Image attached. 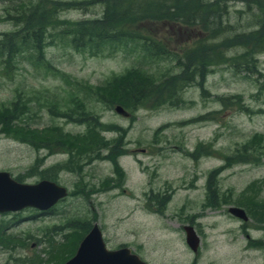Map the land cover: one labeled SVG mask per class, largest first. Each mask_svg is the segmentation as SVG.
Returning a JSON list of instances; mask_svg holds the SVG:
<instances>
[{
  "label": "rangeland",
  "instance_id": "374dc122",
  "mask_svg": "<svg viewBox=\"0 0 264 264\" xmlns=\"http://www.w3.org/2000/svg\"><path fill=\"white\" fill-rule=\"evenodd\" d=\"M61 1L81 5L62 9L58 14L60 19L99 18L104 10V4L96 0ZM221 3L226 4L228 22L236 32L250 36L245 47L239 45L228 54L247 49L255 57L258 70L247 73L237 72L229 65L214 66L205 77L206 92L198 83H193L180 92L182 99L177 106L166 103L155 108L140 107L129 111L126 117L114 111L115 105L108 107L90 95L87 85H99L131 67L154 73L166 68L172 73L178 71L175 60L153 62L136 53L131 45L91 56L76 51L57 30H51L52 36L47 37L43 47V60L35 61L23 54L8 74L0 65V102L7 104L15 93L27 100L28 112L21 116L27 125L38 129L61 127L72 134L85 131V122L67 121L55 112L65 110L70 106V99L79 95L104 125L118 127L103 130L107 139L124 133L125 150L116 158L124 179L112 187L106 183L107 178L116 177L110 160L94 159L81 173L66 171L63 162L68 156L59 148L48 154L43 148L34 149L17 138L0 134V170L29 183L42 179L41 175L50 171L52 180L68 189V196L48 215L33 216L30 209L0 213V227L9 224L4 231L16 239L13 251L0 248V264L10 256L20 259L38 255L47 261L51 256V242L61 240L70 231L63 225L73 219L98 223L108 248L130 245L149 264H187V260L193 259L184 241L183 225H192L200 235L198 264H221L224 260L226 264L262 263L264 259L259 250H244V235L248 233L264 240V224L255 223L246 209L234 201L242 199V192L252 182L257 183L255 195L258 192L259 198H264V158L262 163H237L221 170L215 178L219 205L212 208L206 204L210 172L254 134H261L264 140V90H259L264 81V48L260 49V44L255 42V32L261 27L258 18L264 16V2L260 8L262 15L253 0H222ZM146 23L176 51L203 35L201 27L186 28L176 22ZM14 29L0 2V33ZM233 95H240L252 112L241 110L237 105L223 108L217 100ZM201 115L206 118L195 120ZM198 144H209V150L199 148L194 157L190 153ZM56 165L61 167L58 171ZM163 193L169 194L170 199L164 211L159 212L153 196ZM225 197L230 199L229 203L222 201ZM230 206L242 207L248 220L231 215Z\"/></svg>",
  "mask_w": 264,
  "mask_h": 264
},
{
  "label": "trees",
  "instance_id": "16d2710c",
  "mask_svg": "<svg viewBox=\"0 0 264 264\" xmlns=\"http://www.w3.org/2000/svg\"><path fill=\"white\" fill-rule=\"evenodd\" d=\"M104 4V10L99 18H82L79 20L60 19L58 14L62 9L80 6V2L61 0H0L4 6V13L12 21L15 29L0 33V65L5 74L23 54L33 57L35 61L43 60V47L47 37H51V30L64 37L69 45L78 52H87L91 56L104 54L114 48L133 46L132 49L144 58L153 62L168 59L175 60L177 72H170L168 68L154 73L138 66L131 67L121 74H114L103 83L88 86L90 95L98 102L108 107L123 106L128 112L140 107H158L162 104L177 106L182 99L180 92L193 83H198L203 92L206 75L217 65H229V68L247 73L258 70L255 57L245 49L242 53L229 55L231 49L241 45L246 46L250 36L236 32V28L229 24V14L226 4L222 0H96ZM146 22L168 23L176 22L186 28H200L202 36L196 37L193 43L179 51L172 49L166 40L158 38L151 26ZM261 25V22H260ZM230 32V33H229ZM256 44L264 48V35L261 28L255 32ZM230 35V36H229ZM221 37H225L221 39ZM255 44V45H256ZM112 48V49H111ZM260 91L264 90V81L260 84ZM223 108L237 105L239 109L249 113L252 109L245 104L240 95L218 97ZM27 100L15 93L7 104L0 102V134L10 135L21 142L28 143L34 149L43 148L47 153L59 148L68 156L63 162L66 171H81L86 164L94 159H107L113 164L116 177H109L106 183L118 186L124 179V173L117 163V156L123 153L124 133L114 139H107L103 130L118 129L117 126L104 125L97 115L90 111L85 99L74 96L70 99V106L65 110L55 111L57 116L67 121L86 123L83 132L72 134L61 127L39 128L30 127L21 116L28 112ZM73 106H72V105ZM201 115L195 120H204ZM214 117H210L212 119ZM159 130V129H158ZM156 131V133L158 132ZM205 145V144H204ZM198 144L190 153L196 157L199 148L209 150V144ZM108 152L106 155L103 152ZM264 158V140L261 134H254L251 139L226 155L224 163L212 170L207 180V205L217 208L219 193L216 189V175L223 169L237 163H262ZM61 168L55 166V170ZM50 174L52 172L46 171ZM50 174L41 175L42 179L52 180ZM21 181V178H14ZM22 182V181H21ZM256 182L250 183L242 192V199L234 204L242 206L253 218L255 223L264 224V198L257 196ZM257 197V200H256ZM157 211L165 209L170 195L163 193L153 196ZM229 203L227 197L222 199ZM91 223L85 220H71L63 225L70 231L63 235L61 243L49 246L50 257L42 259L38 255L28 259V264H61L71 257L79 241L88 232ZM56 234V233H55ZM57 235V234H56ZM11 237L2 234L0 227V244L11 242ZM6 244L5 246H7ZM3 246V245H2ZM46 253V252H45ZM6 261L5 264H8ZM13 264H27L17 259Z\"/></svg>",
  "mask_w": 264,
  "mask_h": 264
},
{
  "label": "water",
  "instance_id": "95a60500",
  "mask_svg": "<svg viewBox=\"0 0 264 264\" xmlns=\"http://www.w3.org/2000/svg\"><path fill=\"white\" fill-rule=\"evenodd\" d=\"M114 111L122 116L130 113L121 105ZM68 195V189L55 181L40 179L36 182H20L9 172L0 170V213L17 211L26 207L45 210ZM228 212L243 221L248 220L246 211L239 206L228 207ZM186 243L196 251L199 237L192 225H185ZM62 264H147L129 248L109 249L102 230L94 222L79 241L75 253Z\"/></svg>",
  "mask_w": 264,
  "mask_h": 264
},
{
  "label": "flooded vegetation",
  "instance_id": "af4514ba",
  "mask_svg": "<svg viewBox=\"0 0 264 264\" xmlns=\"http://www.w3.org/2000/svg\"><path fill=\"white\" fill-rule=\"evenodd\" d=\"M254 3H256V5L258 6L259 10L257 12H259V14L262 15V12L260 11V8H262V3L264 2V0H253ZM261 22V31H262V35H264V16L260 18H258ZM257 32V31H256ZM37 181V180H36ZM34 181V182H36ZM51 181H54V180H51ZM57 182V181H55ZM58 183V182H57ZM59 184V183H58ZM61 201V200H60ZM59 202V201H58ZM58 202L55 204V205H52L51 207L45 209V210H38L36 208H32V207H27V208H23V209H30L33 211L34 215L33 216H37V215H48L52 212V210H54L55 206L58 204ZM21 210V209H20ZM19 211V210H17ZM12 212H16V211H12ZM12 212H4V213H12ZM9 225V224H8ZM8 225L4 226L3 228H1V232L2 234H5L7 237H11V234L8 232L6 233L4 230L7 229L5 227H7ZM92 226V225H91ZM55 228H58V229H61V226H57L55 225L54 226ZM242 227H245V226H242ZM194 228V227H193ZM196 234L198 235V231L196 228H194ZM243 231H246V228H243ZM182 232H184V241H185V244L187 245V248L192 252V254L194 255L193 259H191L190 261L187 260V264H198L199 263V256H198V248H199V245H200V235H198L199 237V244H198V247L196 249V251H193L189 246L188 244L186 243V232H185V225L182 226ZM244 238H245V245H244V250H259L262 255H263V259H264V240H258L256 238H253L251 237L250 234H245L244 235ZM60 243L62 242L61 240H57L56 242H54L55 245H57V243ZM14 243L15 241L12 240V243L11 242H4V244H0V248H7L9 251H13L14 249ZM106 243V242H105ZM6 244H8L7 246H5ZM3 245V246H2ZM13 245V246H12ZM122 247H127L130 249V251L136 255H138L143 261H145L147 264H149L148 261H146V259L141 255V253H139L136 249H134L133 247H131L130 245H127V244H121L119 245L118 247L116 248H112V250H115V249H119V248H122ZM110 249V248H109ZM28 259H30L29 257L27 258H20L18 260L20 261H23V262H27L28 264ZM181 260H183L182 257H180ZM6 261H9L8 264H13L15 263V261H17V257L16 256H10V259H6L3 261L2 264H5ZM225 261V260H224ZM224 261L221 262V264H226L224 263ZM173 264H175L174 262H171ZM171 263H168V264H171ZM183 263V262H182ZM180 263V264H182ZM219 264V263H218ZM261 264H264V260L262 261Z\"/></svg>",
  "mask_w": 264,
  "mask_h": 264
}]
</instances>
